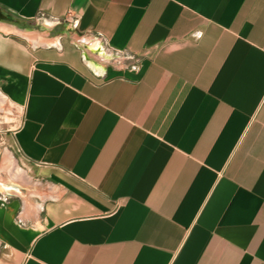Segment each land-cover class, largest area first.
<instances>
[{"label":"crops","instance_id":"0c3cea01","mask_svg":"<svg viewBox=\"0 0 264 264\" xmlns=\"http://www.w3.org/2000/svg\"><path fill=\"white\" fill-rule=\"evenodd\" d=\"M7 106L0 264H264V0H0Z\"/></svg>","mask_w":264,"mask_h":264},{"label":"rangeland","instance_id":"374dc122","mask_svg":"<svg viewBox=\"0 0 264 264\" xmlns=\"http://www.w3.org/2000/svg\"><path fill=\"white\" fill-rule=\"evenodd\" d=\"M5 111L0 113V163L1 159L3 158L2 156L4 155V149L5 145L2 142V137H5L8 132L7 130L10 128V124L12 122L13 117H11V112H10V107H4ZM21 168H25V164L21 163Z\"/></svg>","mask_w":264,"mask_h":264}]
</instances>
